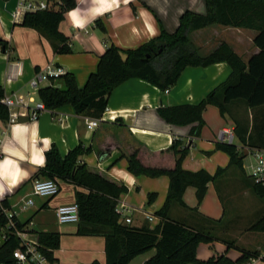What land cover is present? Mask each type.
Here are the masks:
<instances>
[{
  "label": "crops",
  "instance_id": "crops-1",
  "mask_svg": "<svg viewBox=\"0 0 264 264\" xmlns=\"http://www.w3.org/2000/svg\"><path fill=\"white\" fill-rule=\"evenodd\" d=\"M25 1L46 3L48 9L54 10L61 4V0ZM101 8L103 5L94 0H75V7L66 12L58 27L69 38L71 53L58 55L38 32L20 26L28 12L21 0H0V40L8 44L6 53L0 52V85L6 96H21L27 105L17 109V121L8 125L0 121V167L6 177L0 181L4 184L0 201H7L8 213L15 216L24 231L36 237L40 232L59 234V247L53 251L57 264H105L103 237L80 235L78 223L60 225L56 221L55 209L75 203V194L82 189L59 181V193L52 198L31 194L34 181L45 179L39 174L45 166L44 153L55 146L64 157L80 143L84 148L91 147V152L79 158L80 163L126 188L117 201L128 207L129 225L141 227L148 223L154 228L159 223L155 213L165 202L169 179L167 176L136 177L127 171L125 157L142 146L146 150L140 154L144 164L169 168L171 156L160 152L173 140H179L188 147L181 163L184 171H204L214 176L222 170L207 183L201 202L197 201L196 189L189 186L183 194L185 207L174 204L169 211L170 219L213 238L210 243L198 245L197 259L226 255L235 261L245 251L259 253V258L247 264H264V232L249 230L264 215V201L251 187L249 167L254 159L250 148L236 136V132L245 137L250 135L253 145L264 144V106L248 109L243 102L232 101L228 104V113L221 115L218 108L207 105L197 138L189 134L192 125L168 124L157 112L163 107L198 104L228 78L231 70L225 62L186 67L167 93L139 79L124 82L111 92L102 119L93 131H88L85 125V119L91 117L76 115L71 106L44 110L37 119H29L31 109L40 102L39 89L62 87L59 79L31 87L30 81L47 65L72 74L77 87L83 88L89 75L96 72L99 57L107 45L132 50L158 37L161 30L172 34L185 11L206 13L204 0H117L106 10L95 11ZM73 12L75 16L71 15ZM80 21H84L82 27L78 26ZM256 35L250 29L213 25L192 32L189 39L201 57H207L225 44L247 63L259 52L254 44ZM228 129L233 131L231 144L242 154V171L230 166L229 156L216 149L217 143H227L220 135ZM15 165L21 169L18 177ZM35 176L37 179H33ZM149 194H155L151 202ZM27 199H32L33 204L23 209ZM148 216L153 218L151 224ZM154 254L155 250H151L128 264H144Z\"/></svg>",
  "mask_w": 264,
  "mask_h": 264
},
{
  "label": "trees",
  "instance_id": "trees-1",
  "mask_svg": "<svg viewBox=\"0 0 264 264\" xmlns=\"http://www.w3.org/2000/svg\"><path fill=\"white\" fill-rule=\"evenodd\" d=\"M204 2L206 13L200 15L185 11L172 34L161 30L158 37L132 50L124 51L113 44L107 45L105 52L99 57L96 72L89 75L83 88L77 87L72 74L65 73L58 78L62 83L61 88L51 86L39 89L37 96L45 110L54 111L71 106L76 115L101 119L111 92L128 80L139 79L164 92L176 84L186 67H207L220 62H225L231 70L224 82L209 91L198 104L159 108L158 115L171 125H192L189 134L192 138H197L203 126L202 112L207 105L218 108L221 115L228 113V104L232 101L239 100L248 109L264 106V0ZM74 7L75 0H61L56 10L25 13L20 26L33 29L47 39L55 54H70L69 38L58 27L66 12ZM213 25L256 31L254 44L259 52L244 63L230 47L222 44L207 57H201L189 35ZM7 50V42L0 40V52L6 53ZM4 97L5 92L0 85V121L8 125L9 111L1 103ZM236 136L250 150L264 146L263 142L253 145L250 135L245 137L236 132ZM216 149L229 156L230 166L243 170L242 154L234 144L217 143ZM91 151V147L84 148L80 143L61 157L56 147L51 146L44 153L45 166L39 174L45 176V179L67 182L82 189L75 194V203L79 209L77 232L80 235L104 238L105 264H128L135 257L151 250H155V254L144 264H247L252 259L259 258L258 252L242 251L235 261L226 255L199 260L196 257L198 245L210 243L213 238L206 232L191 229L170 219L169 211L174 204L185 207L183 194L187 187L196 189L197 201L201 202L207 183L222 171L218 170L214 176L204 171H184L181 163L188 153V147L181 141L173 140L167 149L160 152V155L171 156L172 165L169 168L144 164L140 154L146 150L142 146L125 157L127 171L132 175L149 178L167 176L169 179L165 202L155 213L159 223L154 228H150L148 223L134 227L119 222L115 207L117 199L126 192V188L108 181L80 163L79 158ZM251 181L253 192L263 200L264 187L254 183L252 179ZM154 198L155 194L148 195L149 202ZM8 210L7 201L1 200L0 231L5 237L0 245V264H12V252L19 246V239L14 235L13 229L7 227L8 217L5 212ZM11 220L15 222L16 229L23 230V225L17 222L14 215ZM249 230L264 232V215ZM37 238L41 252L57 264L53 251L59 247V234L40 232ZM227 246L231 248L232 245L228 243Z\"/></svg>",
  "mask_w": 264,
  "mask_h": 264
},
{
  "label": "built area",
  "instance_id": "built-area-1",
  "mask_svg": "<svg viewBox=\"0 0 264 264\" xmlns=\"http://www.w3.org/2000/svg\"><path fill=\"white\" fill-rule=\"evenodd\" d=\"M21 5L28 12L43 11L48 9L46 3L42 2L35 3L21 0ZM63 74L62 69L54 68L52 65H47L34 79L30 81V85L34 88L42 81L58 79ZM164 92L167 93L168 90ZM1 103L4 104L9 111V124L18 120L17 109L27 106L21 96L15 97L5 95V97L1 100ZM44 110V105L41 102L35 104L31 109L29 119H37L38 115ZM101 119L86 118V129L88 131H93L99 125ZM220 138L228 144H231L233 140V131L229 129L224 130L222 135H220ZM250 154L254 159V164L249 167V176L254 183L260 184L264 187V146L260 149L250 150ZM59 190L60 187L58 180H36L32 184L31 194L38 197L52 198L59 193ZM32 204V199H27L23 202L22 208L26 209ZM78 211L79 209L76 203L57 207L55 209L57 223L60 225L78 223ZM115 212L119 216V222L125 225H129L131 223L130 217L126 215V213H128V207L124 203L117 201ZM5 213L8 217L7 227L12 228L14 235L19 239V246L12 252V264H55L41 252L38 238L29 232L16 229L15 222L11 220V216L13 214L8 213V211ZM152 220L153 218L148 216L150 224L152 223ZM4 237V234H2V239H4Z\"/></svg>",
  "mask_w": 264,
  "mask_h": 264
},
{
  "label": "clouds",
  "instance_id": "clouds-1",
  "mask_svg": "<svg viewBox=\"0 0 264 264\" xmlns=\"http://www.w3.org/2000/svg\"><path fill=\"white\" fill-rule=\"evenodd\" d=\"M116 2H117V0H94V3H100V4L103 5V8H101V9H96L95 11H96L97 13H99V12H101V11H103V10H106V9L109 8V5H110V4H114V3H116ZM71 15H72V16H75L76 13L73 12V13H71ZM83 23H84V21H80L79 24H78V26H81V27H82V26H83ZM4 163H9V162H8V161H5ZM15 169H16V174H17V177H18V175H19L21 169L19 168L18 165H15ZM5 179H6V177H5V175H4L3 168L0 167V181H4ZM3 191H4V184H3V183H0V194H2Z\"/></svg>",
  "mask_w": 264,
  "mask_h": 264
},
{
  "label": "rangeland",
  "instance_id": "rangeland-1",
  "mask_svg": "<svg viewBox=\"0 0 264 264\" xmlns=\"http://www.w3.org/2000/svg\"><path fill=\"white\" fill-rule=\"evenodd\" d=\"M1 233H2V232L0 231V235H1ZM1 243H2V239H1V236H0V245H1Z\"/></svg>",
  "mask_w": 264,
  "mask_h": 264
}]
</instances>
